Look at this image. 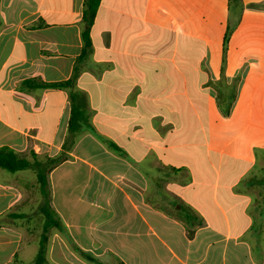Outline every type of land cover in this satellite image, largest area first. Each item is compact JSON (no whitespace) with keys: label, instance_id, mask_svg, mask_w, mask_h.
<instances>
[{"label":"crops","instance_id":"obj_1","mask_svg":"<svg viewBox=\"0 0 264 264\" xmlns=\"http://www.w3.org/2000/svg\"><path fill=\"white\" fill-rule=\"evenodd\" d=\"M84 4L0 0V148L68 156L47 264H264V0H102L81 58ZM26 170L0 168V264L40 249Z\"/></svg>","mask_w":264,"mask_h":264},{"label":"trees","instance_id":"obj_2","mask_svg":"<svg viewBox=\"0 0 264 264\" xmlns=\"http://www.w3.org/2000/svg\"><path fill=\"white\" fill-rule=\"evenodd\" d=\"M101 1L102 0H85L82 21L83 50L80 56L81 58L85 57L92 49L91 28L95 22ZM23 83L24 85L34 88L68 87L73 84V78L54 83L39 80H26ZM85 120L84 110L73 105L72 115L69 123L70 136L78 132V130L83 126ZM67 146L68 145L66 144L64 149L67 150ZM67 157L68 156L65 151L54 157L49 155H39L35 152H31L30 156H26L9 147L0 148V168L6 169L10 172H17L28 168L33 169L37 174L38 183L40 184L42 200L39 210L40 213L44 215L45 222L40 238V249L34 264H47L46 253L49 237L48 233L50 232L51 228L56 227L60 231H63V226L58 214L51 206V193L47 176L54 167L67 159ZM91 260L98 261L95 258Z\"/></svg>","mask_w":264,"mask_h":264},{"label":"rangeland","instance_id":"obj_3","mask_svg":"<svg viewBox=\"0 0 264 264\" xmlns=\"http://www.w3.org/2000/svg\"><path fill=\"white\" fill-rule=\"evenodd\" d=\"M25 173H26L27 175L30 174V176H31V174H33V171H32V169H27V170L25 171Z\"/></svg>","mask_w":264,"mask_h":264}]
</instances>
